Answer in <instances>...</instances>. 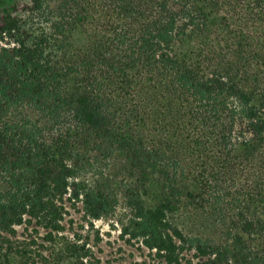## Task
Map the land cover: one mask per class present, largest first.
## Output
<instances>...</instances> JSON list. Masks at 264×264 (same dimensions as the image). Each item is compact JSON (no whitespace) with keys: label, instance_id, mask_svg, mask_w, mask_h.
Returning <instances> with one entry per match:
<instances>
[{"label":"trees","instance_id":"trees-1","mask_svg":"<svg viewBox=\"0 0 264 264\" xmlns=\"http://www.w3.org/2000/svg\"><path fill=\"white\" fill-rule=\"evenodd\" d=\"M2 3L0 264H93L70 212L120 205L159 264H264V0Z\"/></svg>","mask_w":264,"mask_h":264},{"label":"rangeland","instance_id":"rangeland-1","mask_svg":"<svg viewBox=\"0 0 264 264\" xmlns=\"http://www.w3.org/2000/svg\"><path fill=\"white\" fill-rule=\"evenodd\" d=\"M28 0H2L3 6H10ZM127 211L120 205L115 214L99 220L89 221L83 217L82 207L71 210L67 219L66 236L75 237L80 242L86 243L92 253L93 264H159V259L155 252H151L144 247H138L135 243L128 244L121 239V222L126 220ZM20 239L23 228L19 230ZM40 239L38 243L47 246L43 241L45 231L39 230ZM24 235V234H23ZM32 235L35 236L33 233ZM194 262H197L194 259Z\"/></svg>","mask_w":264,"mask_h":264}]
</instances>
